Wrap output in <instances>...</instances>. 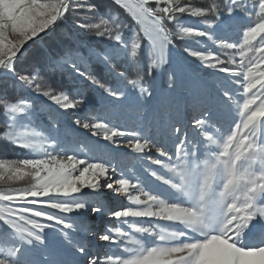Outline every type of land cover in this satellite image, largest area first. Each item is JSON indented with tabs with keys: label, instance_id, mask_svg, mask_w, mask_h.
<instances>
[{
	"label": "snow or ice",
	"instance_id": "6c2138e0",
	"mask_svg": "<svg viewBox=\"0 0 264 264\" xmlns=\"http://www.w3.org/2000/svg\"><path fill=\"white\" fill-rule=\"evenodd\" d=\"M0 146V264H264V0H0Z\"/></svg>",
	"mask_w": 264,
	"mask_h": 264
},
{
	"label": "rangeland",
	"instance_id": "374dc122",
	"mask_svg": "<svg viewBox=\"0 0 264 264\" xmlns=\"http://www.w3.org/2000/svg\"><path fill=\"white\" fill-rule=\"evenodd\" d=\"M258 14V12H257ZM189 23H195V20H191L189 21ZM105 193H107L109 190L108 189H104L103 190ZM115 205L117 206H120V205H127V202L124 201L123 199H116L115 200ZM87 223L90 225V226H107V227H112L113 225L115 226H120L119 223L117 221H115V219L111 218V217H108V218H105L103 220V222L101 221V219L99 217H96V218H92V214H88V219H87ZM101 243H104V242H101ZM107 247H110V246H107L106 245V248Z\"/></svg>",
	"mask_w": 264,
	"mask_h": 264
},
{
	"label": "trees",
	"instance_id": "16d2710c",
	"mask_svg": "<svg viewBox=\"0 0 264 264\" xmlns=\"http://www.w3.org/2000/svg\"><path fill=\"white\" fill-rule=\"evenodd\" d=\"M258 15L257 13H254V17ZM194 20V19H193ZM22 155H24L20 149L13 148L11 146H0V157L8 158V159H16L20 158ZM9 185L3 184L0 182V187H8ZM11 186H22V185H11Z\"/></svg>",
	"mask_w": 264,
	"mask_h": 264
}]
</instances>
